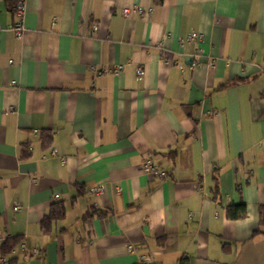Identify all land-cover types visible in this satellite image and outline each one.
I'll return each instance as SVG.
<instances>
[{
  "label": "crops",
  "instance_id": "1",
  "mask_svg": "<svg viewBox=\"0 0 264 264\" xmlns=\"http://www.w3.org/2000/svg\"><path fill=\"white\" fill-rule=\"evenodd\" d=\"M13 3L0 255L17 243L0 264H264V0H26L20 38ZM149 154L168 177L141 169Z\"/></svg>",
  "mask_w": 264,
  "mask_h": 264
},
{
  "label": "built area",
  "instance_id": "2",
  "mask_svg": "<svg viewBox=\"0 0 264 264\" xmlns=\"http://www.w3.org/2000/svg\"><path fill=\"white\" fill-rule=\"evenodd\" d=\"M11 11L16 18L14 24L11 26V29L14 32L15 36L20 38L22 36L24 30H25L26 0H14V3L11 6ZM123 12H124V15L129 16L130 14H133V13H139V14L143 15V14H145L146 11L143 8L135 6V7H131V8H129V7L124 8ZM94 26L96 28V25H94ZM186 39L187 40H200L201 34L190 32L187 35ZM161 45H162V42H161ZM123 68H124L123 64H118L113 69L105 68L104 71L105 72H111V71L112 72H121L123 70ZM136 74H137L138 79H143L145 77V74H146L144 67L141 65L138 66L136 69ZM12 83H15V81H12ZM35 131H37V130H35ZM51 156H53V157L59 156L60 159L62 160V162H65V157L62 155H59L56 149L52 150ZM141 169L147 174L162 177V178H166L169 175L167 171H165L160 166H157L153 162L151 154H149L145 157L144 161L142 162ZM103 189H104V186L102 184H98V185L92 187L91 191L98 193V192L103 191ZM22 207L23 206H22L21 202H19V201L15 202V205H14L15 210H19ZM20 247L23 248L24 250L27 249V246L24 243H21ZM129 248L131 250L135 249V247L133 245H129ZM31 252L33 254H39L40 249L39 248H33L31 250ZM5 261H6L5 255L1 254L0 255V263H3ZM139 263L149 264L150 259L146 255H141L140 259H139Z\"/></svg>",
  "mask_w": 264,
  "mask_h": 264
},
{
  "label": "trees",
  "instance_id": "3",
  "mask_svg": "<svg viewBox=\"0 0 264 264\" xmlns=\"http://www.w3.org/2000/svg\"><path fill=\"white\" fill-rule=\"evenodd\" d=\"M215 191L216 189L214 190V194H216ZM245 211H246V207H245V202L243 200L236 202L234 204H230L227 208L228 216L232 218L243 216L245 214ZM63 213H64V206L56 204L52 212L50 213V215L47 216V219L51 217H60L63 215ZM260 215H261L260 223L264 225V205L260 207ZM45 224H46V221H44V225ZM16 243H17L16 240L8 238L7 241L4 242V245L2 248L3 253L5 254L11 251L15 247ZM138 264H143V263H138Z\"/></svg>",
  "mask_w": 264,
  "mask_h": 264
}]
</instances>
